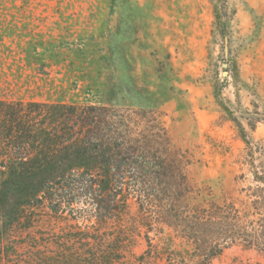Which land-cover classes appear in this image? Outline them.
Wrapping results in <instances>:
<instances>
[{
  "label": "rangeland",
  "instance_id": "rangeland-1",
  "mask_svg": "<svg viewBox=\"0 0 264 264\" xmlns=\"http://www.w3.org/2000/svg\"><path fill=\"white\" fill-rule=\"evenodd\" d=\"M101 90L117 104L164 111L173 140L197 158L196 181L246 185L251 173L231 161L244 153L264 163V0H0V98L86 101ZM255 116L252 131L245 119ZM24 188L0 175V264H163L136 260L146 241L134 206L100 223L85 215L90 205L67 206L57 191L23 206ZM101 232L102 249L121 248L111 263L72 240ZM211 264H264V253L234 244Z\"/></svg>",
  "mask_w": 264,
  "mask_h": 264
},
{
  "label": "trees",
  "instance_id": "trees-1",
  "mask_svg": "<svg viewBox=\"0 0 264 264\" xmlns=\"http://www.w3.org/2000/svg\"><path fill=\"white\" fill-rule=\"evenodd\" d=\"M101 91V98L86 101L0 98V175L24 183L21 205L34 207L38 195L57 191L67 206L90 205L85 215L100 223L121 219L134 206L146 241L138 262L157 257L163 264H211L234 244L264 253L263 162L243 153L231 164L249 171V182L216 190L192 177L197 158L173 140L164 111L117 104L112 90ZM219 105L228 113L221 118L236 125L248 146L243 126ZM245 121L252 131L261 122L258 116ZM235 180L245 182L244 173ZM124 230L116 245L125 243ZM102 234L79 233L72 240L111 263L121 248L102 249L108 246Z\"/></svg>",
  "mask_w": 264,
  "mask_h": 264
}]
</instances>
